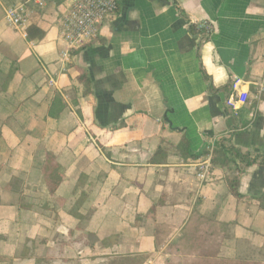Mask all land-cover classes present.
<instances>
[{
    "label": "crops",
    "instance_id": "0c3cea01",
    "mask_svg": "<svg viewBox=\"0 0 264 264\" xmlns=\"http://www.w3.org/2000/svg\"><path fill=\"white\" fill-rule=\"evenodd\" d=\"M17 2L0 0V264H164L193 211L227 226L220 257L264 262V0H118L69 61L65 2L32 9L27 38ZM217 144L254 161L240 198L212 161L200 185Z\"/></svg>",
    "mask_w": 264,
    "mask_h": 264
},
{
    "label": "trees",
    "instance_id": "16d2710c",
    "mask_svg": "<svg viewBox=\"0 0 264 264\" xmlns=\"http://www.w3.org/2000/svg\"><path fill=\"white\" fill-rule=\"evenodd\" d=\"M37 29L39 30L38 26H30L28 28L29 36L34 37L39 35L42 37L44 34L42 32L38 34L33 33V30L37 31ZM192 30L195 31V29ZM178 148L184 155H191L186 137L182 139ZM203 154H208V152L197 156ZM211 161L223 167L226 171V182L230 193L240 198V174L244 170L238 166L237 161H241L246 167L252 165L254 161L235 146H225L224 144L216 145ZM48 183L51 191H54L59 181L50 179ZM226 228L227 226L224 223L212 220L197 211H193L180 237L167 247L169 257L165 260L164 264H264V262L254 260L220 257L219 250L225 237ZM24 256L25 254L22 253L19 257ZM141 256L144 255H119L121 263L111 260L107 264H142L146 257L140 261Z\"/></svg>",
    "mask_w": 264,
    "mask_h": 264
},
{
    "label": "built area",
    "instance_id": "2783aa9c",
    "mask_svg": "<svg viewBox=\"0 0 264 264\" xmlns=\"http://www.w3.org/2000/svg\"><path fill=\"white\" fill-rule=\"evenodd\" d=\"M67 9L59 21L61 38L66 42L67 50L62 53L65 61H69L72 50H80L88 46L99 33L101 24L106 18L113 15L118 9V0H63ZM48 0H18L17 3L5 9L4 19L9 26L22 29L27 38L26 27L29 23V12L32 9L43 10ZM199 29H210L208 23L198 24ZM242 80L232 83L233 91L238 97V103H246L248 91L239 90L238 85ZM56 81L50 79V85L55 86ZM258 93H264V84H257ZM228 104L235 106V101L230 99ZM213 147L209 156L199 163L198 177L200 185L207 179L211 171Z\"/></svg>",
    "mask_w": 264,
    "mask_h": 264
},
{
    "label": "rangeland",
    "instance_id": "374dc122",
    "mask_svg": "<svg viewBox=\"0 0 264 264\" xmlns=\"http://www.w3.org/2000/svg\"><path fill=\"white\" fill-rule=\"evenodd\" d=\"M145 257H147V256H141L140 261H142ZM111 260L113 262H119V263H121V260H120V258L118 256H112V257H110L109 258V261H111Z\"/></svg>",
    "mask_w": 264,
    "mask_h": 264
}]
</instances>
